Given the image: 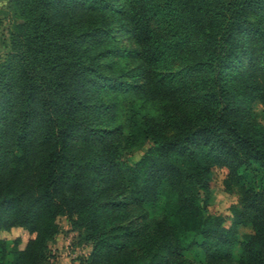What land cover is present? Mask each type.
Instances as JSON below:
<instances>
[{
    "label": "trees",
    "instance_id": "trees-1",
    "mask_svg": "<svg viewBox=\"0 0 264 264\" xmlns=\"http://www.w3.org/2000/svg\"><path fill=\"white\" fill-rule=\"evenodd\" d=\"M10 1L0 231L31 237L3 264H46L59 217L89 248L70 264H192L195 234L205 264H264V0Z\"/></svg>",
    "mask_w": 264,
    "mask_h": 264
},
{
    "label": "rangeland",
    "instance_id": "rangeland-1",
    "mask_svg": "<svg viewBox=\"0 0 264 264\" xmlns=\"http://www.w3.org/2000/svg\"><path fill=\"white\" fill-rule=\"evenodd\" d=\"M15 8L10 0H6V7L0 12V60L3 54L10 50L9 32L13 25ZM251 115L254 120L259 123L264 129V110L262 106L255 102L251 105ZM147 143H144L140 148L126 155L124 159L132 164L146 150ZM224 175L223 169H212V176L209 182L210 196L206 203V212L211 214H219L223 217L224 225H228L229 212L228 206L235 202L233 194H227L222 190L220 180ZM58 232L54 240L49 244V260L46 264H70L71 261L76 262L78 257L86 256L88 246L83 243L76 242V233L68 230V226L64 218L57 219ZM250 232L249 226H237L236 238L241 240L242 236ZM26 231L21 228H11L8 231H0V238L4 243V256L1 258L0 264L10 260L9 249L12 247L13 240L18 239V247L21 248L26 240L30 238ZM194 244L183 252V256L190 260L192 264H205L204 257L199 248L201 237L198 234L194 235ZM238 245H235L232 253L237 256Z\"/></svg>",
    "mask_w": 264,
    "mask_h": 264
},
{
    "label": "crops",
    "instance_id": "crops-1",
    "mask_svg": "<svg viewBox=\"0 0 264 264\" xmlns=\"http://www.w3.org/2000/svg\"><path fill=\"white\" fill-rule=\"evenodd\" d=\"M6 7V0H0V12Z\"/></svg>",
    "mask_w": 264,
    "mask_h": 264
}]
</instances>
